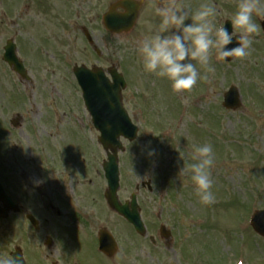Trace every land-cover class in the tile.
<instances>
[{
  "label": "rangeland",
  "instance_id": "374dc122",
  "mask_svg": "<svg viewBox=\"0 0 264 264\" xmlns=\"http://www.w3.org/2000/svg\"><path fill=\"white\" fill-rule=\"evenodd\" d=\"M13 1L17 0H0V120H3L5 118L6 122H10L13 111L17 108V104L11 105L10 100H12L14 97L18 100L17 102H19L20 100L19 96L14 93V90L19 87L31 89L30 86H27V82H24V86L19 85L16 78L13 77V74L10 73L7 66L2 61V53L6 41L14 38H17V40L19 41L21 37L24 38L22 33L18 31V26L10 21L11 13L9 12V10L3 12L6 7L5 4H9ZM70 1L71 0H69V2ZM111 1L114 0L105 1L103 3V7H105ZM147 1L152 2L153 0ZM214 1L215 3H217L218 0H213V2ZM228 1L237 3V0ZM200 2H202V0H199L197 4H199ZM192 3V0H185L183 4L189 6ZM47 4L48 8L44 12V15H47L48 17H51L58 10H63L65 8L64 0H49ZM76 4V6L78 7V16L77 18L73 17V19L71 20L72 22H75L73 28H69L66 34L70 35L68 50L71 51H80L82 45L86 48V44H83L84 38H81L80 30H78V25L80 23L82 25L86 24V27H92L96 36L103 37L101 36L103 35L101 31L97 30L99 28L98 25L87 22L88 17L92 19V22L94 21L100 8H102V12L104 11L103 7L99 5V1L87 0L80 6L79 2H76ZM167 4L168 2H166L162 6ZM145 5L146 8L141 14L140 22L138 24L139 26L132 33L127 34V36H125L124 38L115 37L112 40L111 48L108 50H105L104 46L103 48H101L103 53L107 55L106 58L101 61V63L105 61L107 62V66H110V64L118 65L121 69H123V65L129 63V72L131 71V76H133V80L137 81V83L144 79L141 69L135 66V64H137L138 58V54L136 52L137 42L143 36H145L146 30L151 31V29H147V27H141L146 11L151 10L146 3ZM218 5H221V1L218 2ZM221 10H223L224 12L232 11L231 8L225 4H222ZM29 17L30 14H23V20L29 19ZM13 18H15V15H13ZM150 19H152L153 21L152 17H150ZM260 19L261 18L259 17L258 20ZM45 25L47 27H50L52 25L51 19L49 18V20L46 21L42 16L40 24L36 27L35 31L38 27H41L45 31ZM56 39L58 38H54V40ZM22 45H24V43H22ZM87 54L88 50L86 48L84 56L76 60L81 61V64H94V62H92L93 59L89 60L86 57ZM41 56L51 57L53 56V54L48 48L45 47L44 53L41 54ZM210 63L214 66L215 71L207 73L208 79L198 81L190 91L181 92L180 94L186 100H192L194 98V95H199L200 99L203 102H206L208 94L212 93L210 106L206 107L203 113L200 114L202 126L204 129L197 126L198 129H196V131L198 133V137L195 140H190L194 141L197 144H203L209 143L207 140V133L210 136H218L220 141H218L219 144H216L217 149L215 150L213 148L214 158H216L214 165H216L223 172L218 171L217 175L214 174L212 177L214 180L212 190L215 193L216 197L215 202L212 204H202L196 194L195 187H192V192L188 190L184 191L185 188L182 186H175L178 187V190L184 188L183 190L175 193L174 200L177 199L179 201V203L181 204V208L184 209L187 217L193 215V218L204 217L208 220H204V224L199 226L197 229L191 230L189 228H184L186 225L183 222H185L186 224L187 222L186 219H183V222L181 221V231L178 230L174 240L176 248L173 247L172 250L176 254V256L179 257V260L190 258V260H192V264H235V262L239 259L246 262L250 261L252 264L253 262L254 264H264V238H261L257 235V237H255V234L251 236L250 234L252 233H250V231H246L248 226V218H246L247 215L245 214V212L250 208V203L252 201L253 203H251V205H257L259 209L264 208V117H258L254 111L241 110L242 108L235 111H226L222 108V111L225 115L224 117H222L223 115L219 111L217 112V114L215 112V109L217 107L216 102L218 101V97L221 95V91H223L224 94L230 86H234L238 90L239 88H241L242 93H247V95H249L243 98V102L247 105V107H250L251 101H254V105L256 104L255 101H257L260 102L259 105L264 106V96L262 94L264 92H261L260 90L262 89V85L264 84V35H261L260 31L259 35H256L254 37V43L251 46V51L248 56L244 58H238L232 63H222L223 69L220 68L221 64L217 60V52L215 49L212 50ZM32 67L35 68L36 63H34ZM32 67H29V69L35 73V76L32 79L34 83H32L31 86L34 89H42L43 87L45 88L42 89L43 92L39 93V97L41 99L40 103H38L39 106L34 107L33 110L30 108V106H28L32 111L31 114L29 112L25 119L30 122L34 117V114L41 112L40 115H42V113H45V109L52 107V99L50 98L52 95V91L57 95L58 93H61L63 90H65L63 82H60L63 69L59 67L58 61L54 63L53 66H48L50 72H48L47 74V72L44 71L43 73H41L40 78H36L37 72ZM197 67L199 68V65H197ZM256 68L259 71L255 72ZM200 71L202 74L204 73V69L200 68ZM149 75L150 83L148 85V89H155V91L161 90V94L163 95L162 99L165 106L160 108L159 112V120L161 123H163L166 120H170V108L168 109L169 106L173 107L174 104H177L180 107H184L185 104L179 98L172 96V93L174 91L172 90L170 81H168L166 78L157 77L152 73H149L148 76ZM257 78H260L262 82L257 83ZM65 80L69 86L68 91L70 94H72L71 104L75 105L78 109L79 102L72 84V80L68 75L65 76ZM47 84H54L55 87L57 86V89H59L60 91H57L56 89L50 90L48 87H46ZM251 97L253 100H251ZM151 98L152 95L149 94V96L146 98L147 104L150 103ZM220 100L221 102L219 101L217 103L219 105L221 103L222 105L223 100L221 98ZM155 101L157 106V104L160 103V100L157 97ZM21 102L24 104L29 103L28 100H23ZM141 102L142 100L137 97V95L135 94V89H133L132 85L125 93V105L129 110L131 117L134 118L135 121L140 123L143 128L146 126L145 134L146 137L150 140L152 137H154V125L152 123H149L148 119L153 116V113L152 109L141 107ZM63 106L65 105L63 104ZM147 106L149 107L150 105ZM210 107L212 109V115L218 116L213 119L219 122H221V119H225L223 130L217 129L216 131H213L214 129H212V126L210 124ZM54 109L59 111L60 109H62V104L54 105ZM142 111H144V114L142 113ZM153 112H155V108L153 109ZM2 115L3 117H1ZM73 117L75 118L73 125L70 128L65 127V130L67 132H71L74 134V138L76 141V147L71 151V156L74 155L73 165L79 163L81 159L80 155H82L83 152H86L91 156L86 158L85 166L80 165L79 170L73 171L71 169L70 172L64 174V177L62 178L64 187L62 188V190L64 191L65 195L70 198H72L73 193L75 196L78 191L81 192V194L79 195L84 196L85 199L84 204L80 205V207L82 208V210L86 209L88 213H91L93 216L97 217L105 210L103 208H101L102 210L98 209L97 207L93 209L94 206H92L93 204L91 203V201H89L91 208H88L86 206V204L88 203V198L86 196H94L93 190L95 189L98 192L95 196H98L99 192H101V183H103V186H105L106 188L105 180L99 178L101 179L100 181L95 175L96 169L93 170L96 166L94 164V161L96 163V160L100 159V156H98V158L95 157L97 152L93 140L80 130L81 128L79 125L82 119L79 118V114L75 112L73 114ZM183 117L187 119L188 115L186 113H183ZM37 118H39L38 115L35 116L32 121V124H34L35 126V128H32L35 130L36 136H38L37 132H42L41 128L38 127L34 122ZM87 118L88 120H90L88 115ZM55 120L56 117L54 113L50 111L47 115V121L51 124H54ZM65 120L68 122L73 121V119H71L69 116ZM28 130V134H30L31 139L34 142V130L31 131L30 128H28ZM205 130L207 133L205 132ZM218 132H220V134H217ZM97 135L98 134L96 133L95 136ZM187 135L193 139L196 136V133L192 128H189L187 131ZM20 136L22 138L21 141L19 138H17V140L13 139L12 141H10L16 146L15 155L17 156V161L19 162L16 167L20 169L19 171H17V174L11 172L12 168H8V170L5 171L8 173V181H12L15 186L11 189V192H13L16 199L18 198L20 202L23 201L24 203H22L23 211L21 215H12L6 221L0 220L1 250L2 254L7 255L9 254V252L14 250L16 246L21 245L19 239L20 236L17 233V228L18 230L27 228V224L24 222L23 214L31 212L32 204L37 208L40 206V214L45 219L49 218V214L44 208L50 205L47 197L49 195L53 197V192L51 194V191L53 189H59L57 184L60 183V181L55 180L54 175L49 174V178L53 184V187L48 188L43 184L42 186L38 185L36 176L38 168L37 166H32V163L35 162L34 160H31L29 156V154L35 155V149L34 147L32 148L29 145V136L25 135V133L24 135L20 134ZM185 136L186 133L183 134L181 132V138H177L172 144L164 142V146H171L170 149L172 150L175 146H177V142L179 140L185 139ZM2 138L3 136L0 132V141H2ZM212 138L214 142V137ZM143 140L144 130L141 137V142ZM141 142H136L137 144L135 146H129L126 145V143L123 141V144L124 146H126V148L125 152L121 155L122 186L120 191V198L122 202L130 200V195L133 192L135 184L141 181V176L144 174V172H146L145 165L153 166V162L149 159V157H141L144 152H142V150H145V147ZM1 143L2 142H0V144ZM211 143L212 142L210 141V144ZM44 145L47 144L45 143L42 146L44 147ZM222 149L226 151V156L230 162V165H228L227 168L225 167V163L227 162V160L225 159L224 150ZM230 150L234 152L232 153L234 156L231 155ZM59 151L61 156H64L69 152V150L65 147L60 148ZM140 151L141 153L139 154ZM192 151L193 149L190 147V145L182 146L181 152L177 154L175 161L169 168V170L176 172L177 169H179L180 171V169L184 165V159L187 162H191L189 154ZM155 155L161 157L163 153L159 152L158 150L155 152ZM102 158H106L104 152ZM76 166L78 167V165ZM136 166L140 167V172L134 170ZM91 178H93L95 184L94 186H92V188H89L88 186H85L84 181H89V179ZM179 178L180 177L178 175V179ZM161 182H165V184L169 185L168 188L170 189H165L164 196L162 193L156 190H153L150 193L147 189H141V192L138 194V200L142 207L141 213L145 220L148 221L152 219L155 222H159L160 225L162 223L166 224L167 222H169L168 217L172 220V209L170 208L169 200L173 197L174 194V184L169 183L168 178L167 180L163 179ZM84 188L85 190L82 192L81 189ZM35 189H40L39 195L38 192L35 191ZM250 197L252 199H250ZM164 198L165 201L167 199L169 200L167 202H163ZM156 208H159L161 210V213L159 212L158 214L160 218H158V215H155ZM111 216L113 219V214H111ZM96 220H100V217H97ZM94 222L98 224L97 221H93L91 224H94ZM237 223L238 226L243 223V227L246 230H242L243 228L241 229L240 227H237ZM155 229L156 228H152L150 232L151 235H153V231ZM129 230L130 229L127 226H125L123 230V228L119 224H116V227L114 226L112 229L113 232H117L119 242H121L125 247H129L131 253L130 256L134 257L133 261L131 262H134L135 264H158L154 260L155 258L161 259L163 261L165 256L168 255V252L166 250H163L156 244L153 248L154 250H156L154 252L145 248L144 242L142 240H136L134 235L131 236V234L128 233ZM145 239L148 240V236ZM79 241L80 240L78 238H74L72 240V243L76 245ZM185 241L186 244L183 243ZM195 249L196 257L194 258V255H192V250ZM150 251L153 258L152 256L150 257ZM86 252H88V250Z\"/></svg>",
  "mask_w": 264,
  "mask_h": 264
},
{
  "label": "clouds",
  "instance_id": "9594fccd",
  "mask_svg": "<svg viewBox=\"0 0 264 264\" xmlns=\"http://www.w3.org/2000/svg\"><path fill=\"white\" fill-rule=\"evenodd\" d=\"M136 2L143 3V0ZM155 14L159 23L151 35L137 42L136 52L145 72L166 78L172 90L181 93L190 91L198 81L208 79L207 73L215 71L210 63L213 49L219 59L244 58L250 54L254 37L262 28L254 16L264 20V0H237L236 10L229 18L236 30L231 33L224 26H217L220 11L213 0H202L195 8L172 0L167 5L155 7ZM234 39L235 47H225ZM200 68L204 69L203 74ZM147 152L149 156L155 155L154 148L149 147ZM189 155L191 162L184 159L179 173L186 174L193 182L202 204H212L216 199L211 175L215 162L213 146L210 143L193 145ZM0 264L24 262L22 255L0 253Z\"/></svg>",
  "mask_w": 264,
  "mask_h": 264
},
{
  "label": "water",
  "instance_id": "95a60500",
  "mask_svg": "<svg viewBox=\"0 0 264 264\" xmlns=\"http://www.w3.org/2000/svg\"><path fill=\"white\" fill-rule=\"evenodd\" d=\"M117 98H119L118 94H117ZM111 138L115 137V134H112L110 136ZM102 142L103 144L106 146V147H109V146H113L114 148L117 146V145H113L108 138H103L102 139ZM111 161L109 164H106L105 165V170L107 172V176L108 178L110 179V184H111V188L114 190L116 188V183H117V179H116V167H115V157L114 158H111ZM112 193L114 194V191H112ZM122 210V209H121Z\"/></svg>",
  "mask_w": 264,
  "mask_h": 264
}]
</instances>
